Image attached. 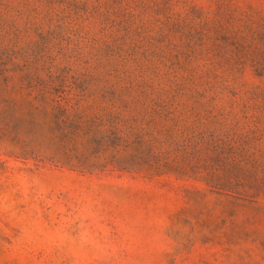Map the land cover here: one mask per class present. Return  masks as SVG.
I'll use <instances>...</instances> for the list:
<instances>
[{
  "label": "rangeland",
  "instance_id": "rangeland-1",
  "mask_svg": "<svg viewBox=\"0 0 264 264\" xmlns=\"http://www.w3.org/2000/svg\"><path fill=\"white\" fill-rule=\"evenodd\" d=\"M0 264H264V0H0Z\"/></svg>",
  "mask_w": 264,
  "mask_h": 264
}]
</instances>
